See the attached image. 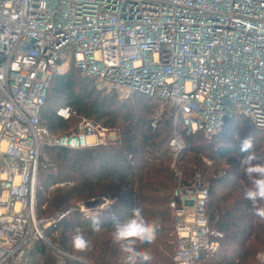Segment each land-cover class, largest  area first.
<instances>
[{"label":"built area","instance_id":"2783aa9c","mask_svg":"<svg viewBox=\"0 0 264 264\" xmlns=\"http://www.w3.org/2000/svg\"><path fill=\"white\" fill-rule=\"evenodd\" d=\"M72 62L100 90L155 99L153 129L165 110L181 114L183 133L170 140L173 263L203 264L223 237L209 220L210 184L201 175L185 183L175 165L184 136L212 138L237 116L264 138V0H0V264H32L39 240L58 257L92 264L47 236L78 207L43 218L38 206L44 146L79 150L119 138L89 118L64 134L43 124L54 77ZM57 114L70 119L72 109Z\"/></svg>","mask_w":264,"mask_h":264},{"label":"trees","instance_id":"16d2710c","mask_svg":"<svg viewBox=\"0 0 264 264\" xmlns=\"http://www.w3.org/2000/svg\"><path fill=\"white\" fill-rule=\"evenodd\" d=\"M71 65L65 73L54 77L41 112L43 124L54 134H64L73 131L82 118H89L117 131L119 138L115 143L79 150L42 148L40 217L50 218L77 203L99 201L91 209L97 221L77 206L59 228L47 230L48 238L61 250L92 264H123L111 233L115 223L124 221L132 215V208L139 207L148 220L155 222L158 234L153 244L138 242L136 247L150 252V264H174L175 227L170 200L177 183L170 140L183 133L181 114L174 109L165 110L158 127L153 129L150 116L158 105L155 99L140 93L121 98L116 91L100 90L93 79L83 76L73 62ZM65 106L72 109L70 119L57 114ZM249 138L257 162H264L263 136L240 116L228 119L212 138L203 132L184 136L187 148L181 152L175 168L185 183L197 175L209 182L210 224L224 238L220 239L217 251L205 255L204 261L208 259L209 264H256V251L264 249V219L252 214L254 206L243 195L251 181L238 170L239 160L247 155L240 150L242 141ZM221 163L225 166L218 168ZM105 199L108 205L100 208ZM255 207L264 208V200L257 201ZM97 223L99 230L94 228ZM77 229L90 242L85 251L72 247L71 239ZM31 257L32 264H83L58 257L41 240L35 243Z\"/></svg>","mask_w":264,"mask_h":264},{"label":"clouds","instance_id":"9594fccd","mask_svg":"<svg viewBox=\"0 0 264 264\" xmlns=\"http://www.w3.org/2000/svg\"><path fill=\"white\" fill-rule=\"evenodd\" d=\"M252 140L245 139L241 144V152L247 153L239 160V171L251 181V186L244 188V198L254 206L252 214L264 219V208L255 207L257 201L264 200V162H257L252 152ZM132 215L122 222H117L111 233L113 243L122 254L123 264H150L152 256L146 249H138L137 243L153 244L157 239L158 228L155 222L148 220L139 207L132 208ZM95 224V230H99ZM71 244L76 251H85L90 242L83 232L76 230L72 236Z\"/></svg>","mask_w":264,"mask_h":264},{"label":"rangeland","instance_id":"374dc122","mask_svg":"<svg viewBox=\"0 0 264 264\" xmlns=\"http://www.w3.org/2000/svg\"><path fill=\"white\" fill-rule=\"evenodd\" d=\"M71 67H72V65L67 66V64H63V65H62V71H63V70H69ZM73 128H74V127H72V129H73ZM70 130H71V129H70ZM48 156H49V155H48ZM49 157H50V156H49ZM50 158H51V157H50ZM208 165H209L211 168L215 166V165L212 166L211 164H208ZM224 166H225V163H221V164H219L217 167H218V168H221V167H224ZM221 191H222V189L220 188V189H219V192H221ZM108 203H109V201H108L107 199H105V203H104L105 206H104V207H106V206L108 205ZM81 205H82L81 203H77V204L74 205V207L81 206ZM71 207H73V206H71ZM92 212H93V210H92V211H88V214H92ZM222 239H224V238H222ZM251 242H254V240H252ZM251 242H250V243H251ZM220 243H221V242H220ZM219 248H220V245H219ZM262 250H264V249H263L262 247H260V248L256 251V253H255L254 261H255L256 264H258V263H257V262H258V261H257V255H258V253L261 252ZM204 263H205V264H209V260H208V259H205Z\"/></svg>","mask_w":264,"mask_h":264},{"label":"water","instance_id":"95a60500","mask_svg":"<svg viewBox=\"0 0 264 264\" xmlns=\"http://www.w3.org/2000/svg\"><path fill=\"white\" fill-rule=\"evenodd\" d=\"M98 202H99L98 200L89 201L85 204V207L88 209H92L98 204Z\"/></svg>","mask_w":264,"mask_h":264}]
</instances>
